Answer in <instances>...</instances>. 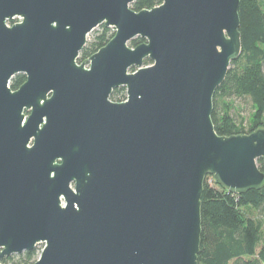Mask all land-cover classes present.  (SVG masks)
<instances>
[{
	"label": "water",
	"instance_id": "obj_1",
	"mask_svg": "<svg viewBox=\"0 0 264 264\" xmlns=\"http://www.w3.org/2000/svg\"><path fill=\"white\" fill-rule=\"evenodd\" d=\"M133 1L0 0V261L42 242L32 264H197L205 176L264 186V127L211 120L239 0ZM100 24L114 35L78 63Z\"/></svg>",
	"mask_w": 264,
	"mask_h": 264
},
{
	"label": "trees",
	"instance_id": "obj_2",
	"mask_svg": "<svg viewBox=\"0 0 264 264\" xmlns=\"http://www.w3.org/2000/svg\"><path fill=\"white\" fill-rule=\"evenodd\" d=\"M162 3V0H134L130 8L139 11ZM238 15L241 53L229 64L223 81L217 86L212 98L211 120L218 135L249 133L264 127V0H239ZM98 31L79 52L81 63L114 35L109 27L100 24ZM137 36L130 40L131 47L143 42ZM149 59L144 65L150 64ZM132 67L130 71H134ZM23 73L15 74L9 82L15 90L24 82ZM124 87L115 88L110 94L113 101L125 99ZM249 99L252 105V124L248 129L241 126L232 114L235 99ZM258 168L264 172V163L257 159ZM210 179V180H209ZM201 233L197 264H262L264 263V186L243 193L228 192L223 186L206 175L200 198ZM35 248L25 252L21 262L32 264ZM10 257L1 260L9 262ZM14 264V263H12Z\"/></svg>",
	"mask_w": 264,
	"mask_h": 264
},
{
	"label": "rangeland",
	"instance_id": "obj_3",
	"mask_svg": "<svg viewBox=\"0 0 264 264\" xmlns=\"http://www.w3.org/2000/svg\"><path fill=\"white\" fill-rule=\"evenodd\" d=\"M19 21V18H12L10 20L7 21V24L8 25H11L15 22ZM101 30V27L100 25L96 26L91 32L88 33V35L86 36V42H88L98 31ZM109 30L110 31H114V28L113 27H109ZM79 56V55H78ZM120 88V87H119ZM125 95V98H126V90L124 88V91H122L120 89L119 92H117V96L118 97H121L122 95ZM234 110H232V114L234 116V118L236 119V121H241V126L244 128V129H248V127H250V124H252V118H251V114H252V105H251V101L249 99H235L234 101ZM29 111H25V114L27 115ZM264 122V120L262 121ZM210 180V179H209ZM264 226V225H263ZM264 229V227H263ZM44 246V243L40 242V243H37L36 246L34 247L35 248V259L39 256L42 248ZM24 254L25 252H22V253H19V254H12L8 257H10V260L9 262H7V264H24V263H18V262H21L22 259L24 258ZM0 264H3L1 261H0ZM264 264V263H262Z\"/></svg>",
	"mask_w": 264,
	"mask_h": 264
},
{
	"label": "flooded vegetation",
	"instance_id": "obj_4",
	"mask_svg": "<svg viewBox=\"0 0 264 264\" xmlns=\"http://www.w3.org/2000/svg\"><path fill=\"white\" fill-rule=\"evenodd\" d=\"M118 88H119V87H118ZM111 93H112V92H111ZM125 99H126V98H125ZM125 99H124V100H125ZM111 100H112V99H111ZM124 100H122V101H124ZM112 101H113V100H112ZM115 102H121V101H115Z\"/></svg>",
	"mask_w": 264,
	"mask_h": 264
},
{
	"label": "built area",
	"instance_id": "obj_5",
	"mask_svg": "<svg viewBox=\"0 0 264 264\" xmlns=\"http://www.w3.org/2000/svg\"><path fill=\"white\" fill-rule=\"evenodd\" d=\"M19 20H20V19H19ZM36 259H37V258H36ZM36 259H35V260H36ZM35 260H34V261H35ZM30 264H31V263H30Z\"/></svg>",
	"mask_w": 264,
	"mask_h": 264
}]
</instances>
